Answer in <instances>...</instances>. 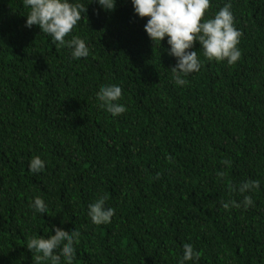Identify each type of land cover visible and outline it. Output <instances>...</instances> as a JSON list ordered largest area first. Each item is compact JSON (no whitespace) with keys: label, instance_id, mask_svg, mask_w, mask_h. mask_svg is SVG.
Returning a JSON list of instances; mask_svg holds the SVG:
<instances>
[{"label":"trees","instance_id":"obj_1","mask_svg":"<svg viewBox=\"0 0 264 264\" xmlns=\"http://www.w3.org/2000/svg\"><path fill=\"white\" fill-rule=\"evenodd\" d=\"M79 2L87 13L71 35L90 55L76 60L25 27L23 0H0V264H52L26 244L55 227L80 233L71 264H178L185 242L197 264H264V0H231L241 57L209 61L195 42L201 68L184 86L131 0L114 11ZM225 2L211 0V14ZM107 84L122 88L120 116L96 100ZM248 179L260 181L254 205L224 209ZM36 196L47 213L33 214ZM100 196L115 211L95 225L87 207Z\"/></svg>","mask_w":264,"mask_h":264},{"label":"clouds","instance_id":"obj_2","mask_svg":"<svg viewBox=\"0 0 264 264\" xmlns=\"http://www.w3.org/2000/svg\"><path fill=\"white\" fill-rule=\"evenodd\" d=\"M105 11H114L117 0H90ZM211 0H131L134 13L140 18H147L144 30L154 45H160L167 39L169 46L166 51L176 59V64L170 69L172 81L177 86L189 83L186 77L199 72L201 59L197 51L192 50L195 42H199L203 49V56L209 61H226L228 65L235 64L241 57V32L235 27L231 0H226L224 6L212 15ZM26 9L25 27L33 25L39 27L42 33L51 38L56 48L68 47L71 57L76 60L87 58L90 48L84 38L71 35L73 29L87 13V6L79 0H23ZM206 12L208 15L206 16ZM97 14H99L97 12ZM71 36L70 39L66 37ZM122 88L117 84H107L100 87L96 93L99 107L113 117L126 112L127 108L122 100ZM230 166L229 160H224ZM28 169L38 174L46 169V161L39 155L29 160ZM223 176L224 173H218ZM260 187L259 180L248 179L238 186L242 200L222 201V207L249 208L254 200L249 194ZM29 207L33 214L47 213L48 204L40 197H34ZM114 209L106 206V197L100 196L88 204L87 215L95 225L108 224L114 215ZM80 243V233L74 229L70 234L60 227H55L47 237L32 236L26 247L35 253L37 261H51L59 264L61 258L71 264L76 256V246ZM202 253L197 251L191 243L183 244V254L178 264L192 262L197 264Z\"/></svg>","mask_w":264,"mask_h":264}]
</instances>
